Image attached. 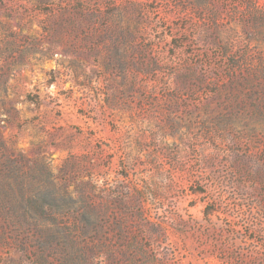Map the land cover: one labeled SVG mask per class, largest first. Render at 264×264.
Returning a JSON list of instances; mask_svg holds the SVG:
<instances>
[{"label":"rangeland","instance_id":"374dc122","mask_svg":"<svg viewBox=\"0 0 264 264\" xmlns=\"http://www.w3.org/2000/svg\"><path fill=\"white\" fill-rule=\"evenodd\" d=\"M0 179V264H264V0H0Z\"/></svg>","mask_w":264,"mask_h":264},{"label":"trees","instance_id":"16d2710c","mask_svg":"<svg viewBox=\"0 0 264 264\" xmlns=\"http://www.w3.org/2000/svg\"><path fill=\"white\" fill-rule=\"evenodd\" d=\"M14 191L11 183L0 179V228L4 230L17 231L25 225H34V222H30L19 214L20 209L27 202L31 203V198H18L13 195Z\"/></svg>","mask_w":264,"mask_h":264}]
</instances>
